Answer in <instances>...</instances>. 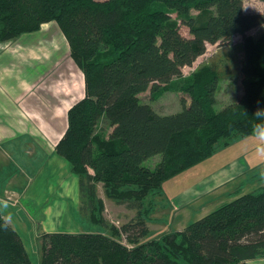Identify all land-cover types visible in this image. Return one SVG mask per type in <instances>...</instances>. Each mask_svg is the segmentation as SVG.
<instances>
[{
  "label": "trees",
  "instance_id": "16d2710c",
  "mask_svg": "<svg viewBox=\"0 0 264 264\" xmlns=\"http://www.w3.org/2000/svg\"><path fill=\"white\" fill-rule=\"evenodd\" d=\"M48 22L60 28L84 78V96L67 110L55 151L78 178L80 212L112 234L41 232L38 264H257L264 258V176L183 230L139 242L148 232L150 209L141 206L149 192L216 148L264 131V31L248 33L264 24V13L246 12L242 0H0V43ZM235 35L241 93L215 109L216 65L205 63L186 77L182 68L207 44L230 46ZM175 78L189 96L180 110L159 114L140 100V93L156 95ZM155 155V165L145 166ZM98 182L107 197L137 210L136 217L119 228L108 225ZM0 264H31L1 211Z\"/></svg>",
  "mask_w": 264,
  "mask_h": 264
},
{
  "label": "rangeland",
  "instance_id": "374dc122",
  "mask_svg": "<svg viewBox=\"0 0 264 264\" xmlns=\"http://www.w3.org/2000/svg\"><path fill=\"white\" fill-rule=\"evenodd\" d=\"M242 2L246 12L264 13V0ZM178 24L180 33L189 37L188 28ZM262 31L264 24L253 27L248 33L256 36ZM241 54L240 35L234 36L230 46L218 48L215 44H207L205 52L191 66L182 68V75L188 76L205 63L216 65L221 78L214 108L219 109L241 93L238 68ZM177 81L179 79L175 78L172 86L156 95L146 90L139 98L159 114L176 112L182 107L181 99L189 103L188 94L175 86ZM83 96V74L71 60L67 41L55 22L43 24L37 32L0 43V120L6 118L4 122L9 124L8 127L12 126L18 132L32 131L36 138L47 139L55 149L66 129L67 110ZM261 133L216 148L209 157L167 178L161 190H154L157 193L149 192L141 206L150 209L146 216L148 232L139 242L159 238L170 231H181L220 204L230 201L237 191L248 192L262 184L264 140L260 139ZM158 160L159 155H155L143 163L153 167ZM96 194L103 201L101 215L108 225L119 228L136 217L137 210L129 208L127 202L107 197L101 182L96 184ZM29 209L31 211V207ZM74 227L81 228L82 232L112 234L109 228L93 224L81 212ZM112 237L127 247L133 246L122 234ZM23 243L31 264H38L40 244L37 239L32 234L23 237ZM256 262L259 264L258 260Z\"/></svg>",
  "mask_w": 264,
  "mask_h": 264
},
{
  "label": "crops",
  "instance_id": "0c3cea01",
  "mask_svg": "<svg viewBox=\"0 0 264 264\" xmlns=\"http://www.w3.org/2000/svg\"><path fill=\"white\" fill-rule=\"evenodd\" d=\"M4 119L0 120V211L5 221L22 241L33 234L40 243L41 232H82L74 227L80 215L78 178L47 139L36 138L29 130L18 132ZM258 262L264 264V258Z\"/></svg>",
  "mask_w": 264,
  "mask_h": 264
},
{
  "label": "clouds",
  "instance_id": "9594fccd",
  "mask_svg": "<svg viewBox=\"0 0 264 264\" xmlns=\"http://www.w3.org/2000/svg\"><path fill=\"white\" fill-rule=\"evenodd\" d=\"M258 111H260V110H258ZM260 139H261V140H264V132H262V133L260 134ZM262 150H264V149H262Z\"/></svg>",
  "mask_w": 264,
  "mask_h": 264
}]
</instances>
